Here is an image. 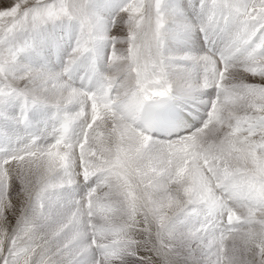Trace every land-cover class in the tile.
Instances as JSON below:
<instances>
[{
    "label": "snow or ice",
    "instance_id": "1",
    "mask_svg": "<svg viewBox=\"0 0 264 264\" xmlns=\"http://www.w3.org/2000/svg\"><path fill=\"white\" fill-rule=\"evenodd\" d=\"M0 264H264V0H0Z\"/></svg>",
    "mask_w": 264,
    "mask_h": 264
}]
</instances>
